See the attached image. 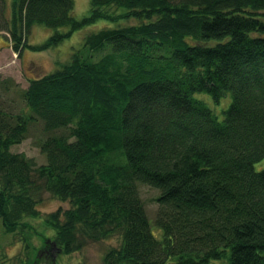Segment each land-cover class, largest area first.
Listing matches in <instances>:
<instances>
[{"label":"trees","instance_id":"16d2710c","mask_svg":"<svg viewBox=\"0 0 264 264\" xmlns=\"http://www.w3.org/2000/svg\"><path fill=\"white\" fill-rule=\"evenodd\" d=\"M0 4L19 57L118 26L25 89L0 77L5 233L30 249L49 194L68 204L43 218L66 255L116 239L103 264H264V0H90L80 20L74 0ZM36 25L55 33L32 45ZM38 124L41 165L12 151Z\"/></svg>","mask_w":264,"mask_h":264},{"label":"rangeland","instance_id":"374dc122","mask_svg":"<svg viewBox=\"0 0 264 264\" xmlns=\"http://www.w3.org/2000/svg\"><path fill=\"white\" fill-rule=\"evenodd\" d=\"M75 8L73 15L80 20L90 14V0H74ZM2 5L0 4V16ZM4 12H7L5 10ZM1 20V18H0ZM118 27L116 22L109 20H99L94 24L84 26L75 31L68 39L63 41L58 47L50 48L43 52L28 51L25 49L19 57L10 46L9 34L0 31V77L11 80L25 89L28 87L30 79L40 78L61 68L73 53L77 50H84L86 37L92 33H97L103 29ZM65 32L67 29H62ZM55 30L45 26L36 25L27 38L28 43L40 45L44 43ZM64 63V64H63ZM41 125L31 126L28 137L20 145L12 147L16 153H24L32 157L38 163L43 164L46 156L37 148V143L41 136ZM142 195L147 203L149 216L153 218L156 211L154 199L158 191L149 187L142 188ZM67 208L68 204L56 200L51 195L46 194L40 205L41 217L32 220L34 229L28 238L30 249L26 250L25 243L20 240V236L7 234L0 221V264H25L39 261L38 264H103L106 252L118 246V240L111 239L99 243H91L83 250L66 255L57 248L54 243L55 232L49 228L43 218L45 215L55 212L59 208ZM42 251L40 258L38 254ZM31 260V261H30Z\"/></svg>","mask_w":264,"mask_h":264}]
</instances>
